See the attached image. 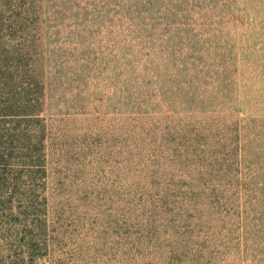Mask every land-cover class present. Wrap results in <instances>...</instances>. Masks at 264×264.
Masks as SVG:
<instances>
[{
    "label": "rangeland",
    "instance_id": "1",
    "mask_svg": "<svg viewBox=\"0 0 264 264\" xmlns=\"http://www.w3.org/2000/svg\"><path fill=\"white\" fill-rule=\"evenodd\" d=\"M0 264H264V0H0Z\"/></svg>",
    "mask_w": 264,
    "mask_h": 264
}]
</instances>
